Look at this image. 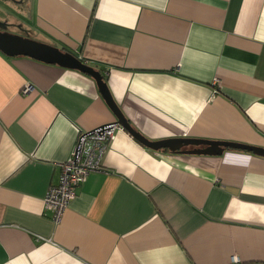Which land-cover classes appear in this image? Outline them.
<instances>
[{"label": "crops", "instance_id": "crops-1", "mask_svg": "<svg viewBox=\"0 0 264 264\" xmlns=\"http://www.w3.org/2000/svg\"><path fill=\"white\" fill-rule=\"evenodd\" d=\"M23 2L7 24L100 70L150 140L264 148V0ZM116 120L89 73L0 49V264H264V156L245 149L117 130L55 221L61 164Z\"/></svg>", "mask_w": 264, "mask_h": 264}, {"label": "water", "instance_id": "water-1", "mask_svg": "<svg viewBox=\"0 0 264 264\" xmlns=\"http://www.w3.org/2000/svg\"><path fill=\"white\" fill-rule=\"evenodd\" d=\"M7 23L0 21V49L8 55H27L36 59L48 62L57 63L64 67L76 68L92 75L98 82L100 90L116 114L117 123L123 126L131 135H133L140 143L155 150L169 149L172 152H185V153H202V154H222L228 148L245 149L252 151L258 155L264 156V148L251 146L247 144L228 142V141H215L207 139L196 138H169L163 140H150L141 132L136 130L128 121L121 108L113 98L107 81L100 70L94 66L84 62L79 56L72 52H66L59 47L40 42L28 35L14 34L6 30ZM188 146H194V149H183Z\"/></svg>", "mask_w": 264, "mask_h": 264}, {"label": "built area", "instance_id": "built-area-1", "mask_svg": "<svg viewBox=\"0 0 264 264\" xmlns=\"http://www.w3.org/2000/svg\"><path fill=\"white\" fill-rule=\"evenodd\" d=\"M30 88L27 84L23 92H28ZM117 130L124 128L112 122L80 134L74 150L61 164L62 171L58 183L50 187L45 197L46 207L53 210L55 221L61 220L64 211L76 197L78 187L88 175L100 168L103 154L108 144L116 139ZM233 261L239 260L234 257Z\"/></svg>", "mask_w": 264, "mask_h": 264}, {"label": "rangeland", "instance_id": "rangeland-1", "mask_svg": "<svg viewBox=\"0 0 264 264\" xmlns=\"http://www.w3.org/2000/svg\"><path fill=\"white\" fill-rule=\"evenodd\" d=\"M17 1H23V0H0V21L1 22L10 23V21H12V20H14L15 22H16V20H19L20 21L19 17L16 16V13L17 14L18 13L21 14V13L24 12V10H23V7H17V6L20 5V4H17L16 5V2ZM25 1L27 2V0H24V2ZM7 2L9 4H13L14 5V8L16 10L8 7L9 5L7 4ZM9 14H11L12 16H16V17H11V15H9ZM19 26H15L14 24H9L6 27V30L9 31V32H13V33L22 35V32H21ZM33 35H35V34L33 33ZM29 37H31V36H29Z\"/></svg>", "mask_w": 264, "mask_h": 264}, {"label": "flooded vegetation", "instance_id": "flooded-vegetation-1", "mask_svg": "<svg viewBox=\"0 0 264 264\" xmlns=\"http://www.w3.org/2000/svg\"><path fill=\"white\" fill-rule=\"evenodd\" d=\"M0 29H5V28H1V27H0Z\"/></svg>", "mask_w": 264, "mask_h": 264}, {"label": "trees", "instance_id": "trees-1", "mask_svg": "<svg viewBox=\"0 0 264 264\" xmlns=\"http://www.w3.org/2000/svg\"><path fill=\"white\" fill-rule=\"evenodd\" d=\"M67 52V51H66Z\"/></svg>", "mask_w": 264, "mask_h": 264}]
</instances>
